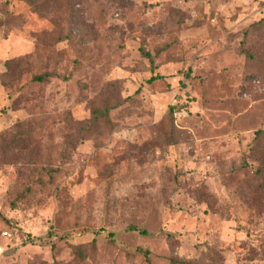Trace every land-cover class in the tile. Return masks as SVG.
Returning a JSON list of instances; mask_svg holds the SVG:
<instances>
[{
	"label": "rangeland",
	"instance_id": "rangeland-1",
	"mask_svg": "<svg viewBox=\"0 0 264 264\" xmlns=\"http://www.w3.org/2000/svg\"><path fill=\"white\" fill-rule=\"evenodd\" d=\"M139 249L264 264V0H0V264Z\"/></svg>",
	"mask_w": 264,
	"mask_h": 264
},
{
	"label": "trees",
	"instance_id": "trees-1",
	"mask_svg": "<svg viewBox=\"0 0 264 264\" xmlns=\"http://www.w3.org/2000/svg\"><path fill=\"white\" fill-rule=\"evenodd\" d=\"M147 57L149 58V56H147ZM8 67H9V69L10 68L12 69V65L8 64ZM6 75L8 76V73ZM55 77H57V76L53 73H44L41 75H35L32 78V82L37 83V84H41V83H44L45 81H47L49 79H53ZM159 79H160L159 76L153 77L150 80H148V83L151 84V83H153ZM1 84L4 88H7L9 81L3 79ZM131 100H132V98H127L124 101L129 102ZM118 107H120V106H115L112 108V107H108V105L105 104L103 109H100V108L94 109L91 112L90 119L83 121V122H80L78 124L79 132L84 134V135H86V134L89 135V134H92L94 132H96V133L106 132L109 134L110 132L114 131L116 125L112 121L111 112L113 110L117 109ZM181 111H182V108L179 106L170 107L168 110V116H170L172 118L173 114L175 112H181ZM261 134H262V132H257V135L260 136ZM89 234L92 235L93 237H98L101 233H100V231H91V232H89ZM109 236L112 239L111 241H113V234H110ZM67 238H68V236H64L62 238V240L67 239ZM94 245H95V240L92 243L93 247H94ZM75 251H76L75 254L77 255L78 258L84 259V253H83L82 246H77L75 248ZM136 252L139 254H142L145 257L147 263L149 264L150 253L148 251H143V250L139 249ZM212 253H213V251H212ZM170 264H225V263L223 261L222 255L219 252L218 253L214 252L211 256H209L205 259L203 258V259L194 260V261L183 260V259H180L178 257H171Z\"/></svg>",
	"mask_w": 264,
	"mask_h": 264
},
{
	"label": "built area",
	"instance_id": "built-area-1",
	"mask_svg": "<svg viewBox=\"0 0 264 264\" xmlns=\"http://www.w3.org/2000/svg\"><path fill=\"white\" fill-rule=\"evenodd\" d=\"M4 236H8V234L5 232L4 234H3Z\"/></svg>",
	"mask_w": 264,
	"mask_h": 264
}]
</instances>
